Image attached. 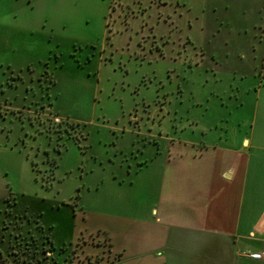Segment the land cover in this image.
I'll return each instance as SVG.
<instances>
[{
  "label": "rangeland",
  "instance_id": "374dc122",
  "mask_svg": "<svg viewBox=\"0 0 264 264\" xmlns=\"http://www.w3.org/2000/svg\"><path fill=\"white\" fill-rule=\"evenodd\" d=\"M244 139L264 152V0H0L9 264H110L82 212L157 218L183 147Z\"/></svg>",
  "mask_w": 264,
  "mask_h": 264
},
{
  "label": "crops",
  "instance_id": "0c3cea01",
  "mask_svg": "<svg viewBox=\"0 0 264 264\" xmlns=\"http://www.w3.org/2000/svg\"><path fill=\"white\" fill-rule=\"evenodd\" d=\"M190 144L179 152V186H164L177 203L153 209L157 218L82 212L86 231L110 246V264H264V152L254 139Z\"/></svg>",
  "mask_w": 264,
  "mask_h": 264
},
{
  "label": "trees",
  "instance_id": "16d2710c",
  "mask_svg": "<svg viewBox=\"0 0 264 264\" xmlns=\"http://www.w3.org/2000/svg\"><path fill=\"white\" fill-rule=\"evenodd\" d=\"M103 246V247H108V251H109V254L110 256L112 255V252H111V249H110V246L108 244H106L105 242H102V244L100 245V247ZM108 254V255H109ZM109 263H111L112 261H108ZM0 264H9L6 257L4 256V254L0 251Z\"/></svg>",
  "mask_w": 264,
  "mask_h": 264
},
{
  "label": "built area",
  "instance_id": "2783aa9c",
  "mask_svg": "<svg viewBox=\"0 0 264 264\" xmlns=\"http://www.w3.org/2000/svg\"><path fill=\"white\" fill-rule=\"evenodd\" d=\"M252 256L255 257V258H260L261 254H253Z\"/></svg>",
  "mask_w": 264,
  "mask_h": 264
}]
</instances>
